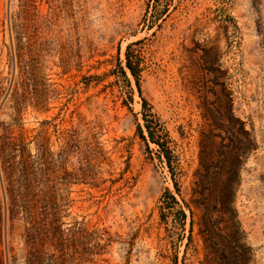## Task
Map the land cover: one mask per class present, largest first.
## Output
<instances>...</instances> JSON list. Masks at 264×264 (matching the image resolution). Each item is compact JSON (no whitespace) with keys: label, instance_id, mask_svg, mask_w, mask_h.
<instances>
[{"label":"rangeland","instance_id":"obj_1","mask_svg":"<svg viewBox=\"0 0 264 264\" xmlns=\"http://www.w3.org/2000/svg\"><path fill=\"white\" fill-rule=\"evenodd\" d=\"M0 264H264V0H0Z\"/></svg>","mask_w":264,"mask_h":264},{"label":"trees","instance_id":"obj_2","mask_svg":"<svg viewBox=\"0 0 264 264\" xmlns=\"http://www.w3.org/2000/svg\"><path fill=\"white\" fill-rule=\"evenodd\" d=\"M126 66H127V68L130 70V73L134 75V74H135V73H134V70H133V68L131 67V65H130L129 62L126 63ZM146 128H147V131H148L149 138H150L153 142H155L156 144H158L159 146H161V147L163 148V143H162V142L160 143L159 141H157V140H155V139L153 138V133H152V131H150L148 125L146 126ZM165 154H166V153H165ZM166 156H167V155H166Z\"/></svg>","mask_w":264,"mask_h":264}]
</instances>
